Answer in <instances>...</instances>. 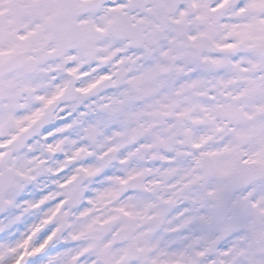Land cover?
Wrapping results in <instances>:
<instances>
[{"label": "snow or ice", "instance_id": "obj_1", "mask_svg": "<svg viewBox=\"0 0 264 264\" xmlns=\"http://www.w3.org/2000/svg\"><path fill=\"white\" fill-rule=\"evenodd\" d=\"M0 264H264V0H0Z\"/></svg>", "mask_w": 264, "mask_h": 264}]
</instances>
